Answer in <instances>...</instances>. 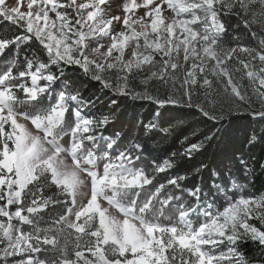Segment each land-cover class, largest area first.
Instances as JSON below:
<instances>
[{
    "label": "snow or ice",
    "instance_id": "1",
    "mask_svg": "<svg viewBox=\"0 0 264 264\" xmlns=\"http://www.w3.org/2000/svg\"><path fill=\"white\" fill-rule=\"evenodd\" d=\"M257 171L264 0H0V264H264Z\"/></svg>",
    "mask_w": 264,
    "mask_h": 264
},
{
    "label": "trees",
    "instance_id": "2",
    "mask_svg": "<svg viewBox=\"0 0 264 264\" xmlns=\"http://www.w3.org/2000/svg\"><path fill=\"white\" fill-rule=\"evenodd\" d=\"M85 94L88 95V91H85ZM241 123V127L243 128L244 126L247 125V121H242ZM257 125L253 124V127H256ZM238 135L242 138L243 137V131H240L238 133ZM255 154L256 156L260 155V149L256 148L255 149ZM250 187H252L253 191H264V175H261L259 171H257V175H256V181L254 185H251ZM246 251H248L249 253H254L255 252V247L252 246L248 249H246Z\"/></svg>",
    "mask_w": 264,
    "mask_h": 264
}]
</instances>
